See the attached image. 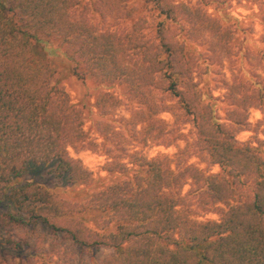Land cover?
Segmentation results:
<instances>
[{
	"label": "trees",
	"instance_id": "obj_1",
	"mask_svg": "<svg viewBox=\"0 0 264 264\" xmlns=\"http://www.w3.org/2000/svg\"><path fill=\"white\" fill-rule=\"evenodd\" d=\"M128 1L0 0V202L7 201L27 223L68 236L82 249H111L100 264H264V142L235 139L231 125L213 101H206L208 95L196 81L194 41L172 26L209 32L213 54L218 49L231 53L228 32L205 11L174 0H148L159 19L153 37L145 33L142 16L125 32L95 24V15L107 12L134 18L136 8ZM55 41L80 79L124 83L143 97L159 88L176 98L196 122L201 151L224 172L206 174L191 165L175 171L168 163L142 158L134 177L94 193L84 205L39 183L20 184L33 166L50 161L73 183L92 179V172L69 152L87 143L88 132L82 111L60 85ZM242 82L232 87L239 111L234 110L231 122L244 126L241 106L244 98L253 97L245 94L238 100L235 89L241 91ZM254 91L255 101L264 103V83L256 82ZM151 108L150 115L160 111ZM160 122L153 120L148 133L161 128ZM123 168L116 162L112 170ZM188 176L198 184L193 192L210 203L226 204L221 219L190 216L180 194ZM246 182L250 194L243 195L238 190ZM95 212L103 217L92 227L87 217ZM0 224L7 233L5 243L21 250L25 240L16 238L13 227ZM34 250L43 264L53 261L45 247Z\"/></svg>",
	"mask_w": 264,
	"mask_h": 264
},
{
	"label": "rangeland",
	"instance_id": "obj_2",
	"mask_svg": "<svg viewBox=\"0 0 264 264\" xmlns=\"http://www.w3.org/2000/svg\"><path fill=\"white\" fill-rule=\"evenodd\" d=\"M174 1L205 11L219 20L222 28L228 32L231 53L227 55L218 49V53L213 54L209 47L210 40H213L209 32L191 31L186 24L181 29L178 25L172 26V29L176 28L175 32H183L194 41L193 46L197 48L196 81L204 94L208 95L206 101H213L217 113L231 125L235 139L254 145L264 142V103L259 99L256 102L254 97L257 92L254 91V84L258 81L264 83V0ZM128 3L136 8L134 18H126L124 12L123 16L107 12L104 17L96 14L95 24L101 29L125 32L131 29L135 18L142 16L145 18V33L153 37L159 19L152 5L148 0H129ZM53 46L60 85L82 111L84 127L88 132L87 143L70 147L69 152L92 172V179L87 183H73L67 174L57 172L56 161H50L33 166L20 177V184L39 183L66 200L84 205L94 193L120 180L134 177L143 167L142 158L160 160L165 165L168 163L175 171L191 165L203 169L206 174L224 172L219 164L209 161L207 153L201 151L196 122L192 115L185 113L176 98L159 88H153L152 93H145L143 97L142 93L135 96L124 83L102 84L93 78L80 79L73 74V63L57 50V41L53 42ZM241 81L242 90L235 89L238 100L245 94L253 97L252 100L244 98L245 103L241 106L245 107L244 126L231 122L234 110L239 111L234 105H237V100H233L232 87ZM101 98L102 104L99 105ZM151 105L159 106L158 114L150 115L153 109ZM156 119L161 120V128L148 133V128ZM116 162L123 163L124 168L112 170ZM241 184L238 192L250 194V182ZM197 188L198 184L189 176L180 188L190 216L197 221L221 219L226 204L210 203L209 198L204 200L193 192ZM17 215L9 203L1 199L0 223L2 221L7 227H13L16 238L24 239L25 246L17 250L7 245V233L0 224V261L43 264L35 256L34 247H45L52 254L53 261L49 264H100L112 251L109 248L82 249L68 236L40 223H27ZM102 217V213H91L87 223L96 227L98 219Z\"/></svg>",
	"mask_w": 264,
	"mask_h": 264
}]
</instances>
